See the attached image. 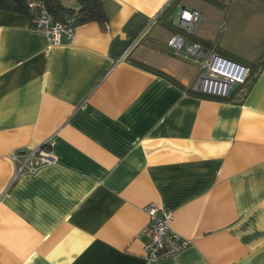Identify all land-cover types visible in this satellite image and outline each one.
<instances>
[{
  "label": "crops",
  "instance_id": "crops-1",
  "mask_svg": "<svg viewBox=\"0 0 264 264\" xmlns=\"http://www.w3.org/2000/svg\"><path fill=\"white\" fill-rule=\"evenodd\" d=\"M102 1L106 22L48 51L30 17L0 9V264H264V64L243 100L217 99L156 46L193 8L197 38L264 61V0ZM49 137L57 163L11 182L9 155ZM150 203L191 240L156 263L139 236Z\"/></svg>",
  "mask_w": 264,
  "mask_h": 264
},
{
  "label": "built area",
  "instance_id": "built-area-1",
  "mask_svg": "<svg viewBox=\"0 0 264 264\" xmlns=\"http://www.w3.org/2000/svg\"><path fill=\"white\" fill-rule=\"evenodd\" d=\"M234 0H232L233 2ZM29 6L35 10L31 21L33 30L42 32L47 38L48 51L60 44L62 35L69 42L75 38L74 18L64 21L55 19L42 0H31ZM207 18L197 9L178 8L174 19L181 32L173 33L163 44H156L184 61L192 62L198 68V74L191 83V88L203 95L225 99L237 85L243 84L248 76L246 65L220 55L215 46L206 47L188 36H197L199 25ZM226 28L225 21L218 26V33ZM54 139L49 137L30 151L18 150L9 155L16 165L11 182L24 173H34L46 165H54L58 159L53 150ZM148 221L139 232L143 237V253L146 261L156 263L163 259L177 256L191 245V240L177 233L171 226L173 213L150 203L144 207Z\"/></svg>",
  "mask_w": 264,
  "mask_h": 264
},
{
  "label": "trees",
  "instance_id": "trees-1",
  "mask_svg": "<svg viewBox=\"0 0 264 264\" xmlns=\"http://www.w3.org/2000/svg\"><path fill=\"white\" fill-rule=\"evenodd\" d=\"M30 1L31 0H0V9L27 15L28 17H30L32 21L34 18L35 10L29 6ZM42 1L45 3L48 11L52 14V16L60 21H64L69 17L74 18L75 24L86 23L90 21L104 23L108 20L106 8L102 0H42ZM205 1L216 6L220 5V3L217 2L216 0H205ZM72 2L76 3L77 7H74ZM166 26L173 27L175 32L183 33L172 22L171 23L166 22ZM188 37L194 41L200 42L206 47L215 46L218 52L217 39L212 41H207L197 38V36H193V37L188 36ZM262 64H264V61H258L254 65L245 64L249 69V73L245 82L243 84L237 85L234 88V90L230 93V96L225 98V100H230L233 94L237 91L238 92L240 91L241 100H243L247 95L249 89L251 88L253 82L256 81L257 77L259 76L260 70L262 68ZM141 66L151 71L160 73V71L155 70L147 65L141 64ZM197 94L203 95L201 93H197ZM208 97H212V96H208Z\"/></svg>",
  "mask_w": 264,
  "mask_h": 264
},
{
  "label": "rangeland",
  "instance_id": "rangeland-1",
  "mask_svg": "<svg viewBox=\"0 0 264 264\" xmlns=\"http://www.w3.org/2000/svg\"><path fill=\"white\" fill-rule=\"evenodd\" d=\"M177 12H178V9H174V11L172 12V17H176V15H177Z\"/></svg>",
  "mask_w": 264,
  "mask_h": 264
},
{
  "label": "water",
  "instance_id": "water-1",
  "mask_svg": "<svg viewBox=\"0 0 264 264\" xmlns=\"http://www.w3.org/2000/svg\"><path fill=\"white\" fill-rule=\"evenodd\" d=\"M182 8H185V7H182Z\"/></svg>",
  "mask_w": 264,
  "mask_h": 264
}]
</instances>
